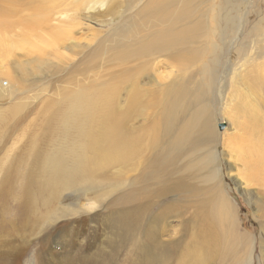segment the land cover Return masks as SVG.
<instances>
[{
  "label": "bare ground",
  "instance_id": "bare-ground-1",
  "mask_svg": "<svg viewBox=\"0 0 264 264\" xmlns=\"http://www.w3.org/2000/svg\"><path fill=\"white\" fill-rule=\"evenodd\" d=\"M242 2H249V12L257 13L255 25L248 12L242 14L240 27ZM96 12L109 19H95ZM127 12L137 17L132 18L131 25L121 23ZM94 22L124 30L107 48V115L84 107L71 114L82 120L76 124L83 139L94 131V125L102 127L96 134L103 138L102 148L97 150L91 141L76 151L47 142L53 150L42 149L45 146L40 141L26 144L28 153L17 158L15 164L20 166L25 161L26 167L49 171L53 177L52 180L48 176L47 182L53 185L49 191L57 197L54 202L49 195L47 213L38 221L55 223L76 215L70 207L61 208L62 194L76 198L79 193L99 187L106 172L112 171L110 180L117 183L122 175L138 171L139 145L135 135L148 120L154 157L144 170V177L155 187L142 189L143 196L139 197L133 191L128 205L134 210L127 216L129 229L141 227L152 207L161 204L157 214L148 217L151 222L145 224L151 231L147 235L149 244L140 251L142 264L164 263L168 259L162 225L170 217L181 218L185 214L189 220L188 259L180 264H251L254 240L238 228L237 203L224 185V162L226 176L234 180L253 209L252 218L261 233L259 255L264 263V29H259L264 23V0H0V47L2 41H10L8 45L30 43L26 55L36 54L32 63L43 72L52 64L44 60L48 53L31 41L34 37L43 39L37 32L66 34L71 50L79 46L70 37L73 30L84 26L89 31ZM14 30H19V42L7 36ZM225 54L230 55V68L223 81L220 72ZM236 61L242 63L233 70L230 64ZM162 63L180 74L189 70L187 78L179 81L177 76L160 85L166 76H154V72ZM200 64L202 67L192 73L190 69ZM218 67L221 68L217 72ZM19 69L27 76L26 68ZM230 84L232 93L228 98L226 90ZM124 85L125 96L121 98ZM71 98L73 107H91V98L81 92ZM225 101H229L228 106ZM220 110L237 115L236 131L227 138L217 129ZM60 115L66 117L57 114ZM54 118L46 119L45 124H51ZM80 124L88 126L83 128ZM88 151L94 155L87 156ZM16 173V166L5 171L0 189L5 195L17 190L15 200L20 204V214L26 215L29 210L22 206L20 193L29 195L31 177L18 174V179H8ZM22 254L20 251L7 261H0L21 264Z\"/></svg>",
  "mask_w": 264,
  "mask_h": 264
},
{
  "label": "rangeland",
  "instance_id": "rangeland-1",
  "mask_svg": "<svg viewBox=\"0 0 264 264\" xmlns=\"http://www.w3.org/2000/svg\"><path fill=\"white\" fill-rule=\"evenodd\" d=\"M248 9L249 2L247 4L240 3V27L242 14L248 13ZM127 13L129 14H126L121 23H130L131 25L132 18L137 17L130 12ZM102 15L101 12H96L94 17L100 21L109 19L106 15ZM256 15L257 13L251 11L248 15L253 25L256 24ZM263 25L264 23L259 25V29L262 31ZM91 26L93 29L89 31L84 26L73 30L74 33H71L70 37L76 39L79 46L71 47V50L69 42L65 39L66 34H46L36 31L43 39L34 37L31 41L40 50L48 53V58H43H47L44 60H50V64H52L49 70L43 72L36 69V63H32L37 55H26V52L30 50V43L12 42L8 45L10 41L1 42L0 184L5 171L15 166L18 173L9 175L8 179H18V174L24 178L25 176L31 177L29 195L20 193L22 206L24 205L23 207L29 210L26 215L20 214V204L15 200L17 190L13 194L5 195L1 193L2 189H0V258H6V261L14 253L22 251L24 255L22 254L20 257L21 264H142L143 262L140 251L145 244H149L147 235L151 231L145 224L151 222V218L149 220L148 217L156 215L161 204L152 207L148 217L141 222V227L129 229L127 216L134 210L133 206L128 205L133 191L139 197L143 196L142 189L151 190L155 187L153 182H146L144 177V170H146L150 159L154 157V153L150 149L152 140L148 120L135 135L139 145L138 171H134L130 175H122L117 183L110 180L112 171L106 172L100 178L102 182L99 187L97 185L87 192L79 193L76 198L68 193L62 194L59 201L61 208L70 207L74 209L76 215L55 223L38 221L41 215L47 213L46 202L49 195L52 196L54 202L57 198L49 191L53 187L47 182L48 176L53 180L50 172L43 170L44 168L26 167L25 161L20 166L15 164L17 158H23L28 153L29 148L25 147L26 144L33 141H40L45 146L42 149L46 150L51 148L45 142L56 147L65 146L74 151L86 144L87 141L95 142L97 150L102 148L103 138L96 136L102 127L93 124L95 129L89 134V137L84 138L85 141L79 134L76 124L78 120L79 122L82 120L79 118L76 120L71 114L76 112L78 107H84L93 109L92 112L96 114L107 115L110 87L107 48L110 47L113 40L120 38L124 30L120 26L116 28L111 24L101 26L95 22L91 23ZM31 34L33 35L35 32ZM4 36H6L5 33ZM7 36L10 40L16 39L17 42L21 39L19 30H14L12 35L9 33ZM52 45L55 48H52ZM21 48L26 50L22 51ZM229 57V54L228 56L225 54L226 61L221 65V67L224 66L220 72L223 81L230 68ZM241 63L239 61L232 62L230 66L233 65L234 70ZM202 65L195 66L190 70L194 73ZM19 66L27 69V76L24 75L23 70L19 69ZM221 67L217 68V72ZM188 72L189 70L186 73H177L176 70H171L162 63L154 72V76H166L160 83V85H165L169 79L172 80L177 76L179 81L187 78ZM149 74L148 72L146 75ZM221 80L220 83H222ZM231 86L232 84L226 90L228 98L232 93ZM121 87H123L121 98H124L127 86ZM81 88L84 90L82 91ZM78 92L91 98L89 99L91 107L82 104H78L77 107L72 106L74 100L71 96ZM211 102L215 105L213 98ZM225 104L228 106L229 101H225ZM220 111L222 116L216 120L217 129L223 138H227L236 131L237 115L225 110ZM57 114H64L66 117L57 116ZM52 116L55 118L51 124L46 125L45 120H49ZM80 125L83 128L88 126ZM90 153L94 155L93 151H88L86 152L87 156ZM13 157L15 160L12 162ZM232 162L230 160V163ZM222 168L226 192H231V199L237 203L238 228L247 236L253 237L254 240V249L251 248L253 250L251 264H264L259 255L258 241L261 233L257 222L252 218L253 209L249 207L242 193L237 189L234 180L226 176V162L223 163ZM125 226H127V230L121 231V228H125ZM127 233L131 235H126ZM188 233L187 214L182 215L181 218L170 217L164 222L162 241L168 249L169 257L164 263L159 262L158 264H180L182 260L188 259L186 251L189 247ZM29 234L31 237H27ZM177 240L180 244L177 243ZM262 248V253H264V245ZM6 261L3 263L0 261V263L6 264ZM223 264H228V262L225 261Z\"/></svg>",
  "mask_w": 264,
  "mask_h": 264
}]
</instances>
